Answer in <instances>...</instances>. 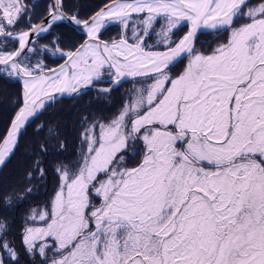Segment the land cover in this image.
<instances>
[{"label":"snow or ice","instance_id":"obj_1","mask_svg":"<svg viewBox=\"0 0 264 264\" xmlns=\"http://www.w3.org/2000/svg\"><path fill=\"white\" fill-rule=\"evenodd\" d=\"M61 9L55 0L47 23L32 25L23 0H0V74L21 82L23 97L0 165L56 94L132 87L106 122L84 117L78 158L55 168L50 211L28 217L42 223L24 229L26 252L42 264H264V0H111L87 20ZM23 16L30 29L10 31ZM58 22L87 39L57 45L67 59L46 71L29 37ZM113 24L119 39L101 40ZM200 35L221 42L201 50ZM9 40L18 47L5 51ZM130 148L141 155L134 167ZM7 227L0 221V248L16 261Z\"/></svg>","mask_w":264,"mask_h":264},{"label":"trees","instance_id":"obj_2","mask_svg":"<svg viewBox=\"0 0 264 264\" xmlns=\"http://www.w3.org/2000/svg\"><path fill=\"white\" fill-rule=\"evenodd\" d=\"M109 1L111 0H62V9L67 14L77 15L79 19H87ZM259 2L260 0L249 1L250 5ZM23 3L32 11L31 23H36L48 13L52 0H27ZM29 25L28 16H23L20 22L9 30L22 31ZM185 31L186 28L178 32L174 39ZM119 35V26L113 24L105 28L100 37L109 40L110 37L119 38ZM84 38L85 35L70 23L58 22L49 32L37 36L31 43V46L38 49L32 62L35 63L38 58L44 61L47 67L57 65L65 58L60 53L53 54L57 45L64 52L72 51ZM204 41L207 42L201 43ZM219 42L221 41L215 40L212 36L200 35L197 47L210 50ZM148 43L153 41L150 40ZM17 45L18 42L9 40L7 47L3 50H14ZM41 46H47V50ZM131 87L130 83H122L107 95L60 98L51 103L42 111L38 119L21 132L14 152L0 168V221L7 223L5 236L19 257L18 260L13 261L0 248L4 264H42L38 254L30 256L21 244L24 229L28 223L32 224L27 217L33 210H47L49 207L52 193L58 186L55 168L78 158L81 132L87 126L84 117H88V123L96 117L105 118L106 122L107 119L118 114L127 98L126 90ZM20 103L21 83L0 74V140L6 133ZM40 124L43 127L37 130V125ZM42 145L45 151H41ZM37 160L40 161V167L44 170L43 176L36 167ZM29 172L32 173L31 177L28 176ZM29 188L32 189L30 193L26 191ZM8 193L13 194L11 205L5 204L3 199Z\"/></svg>","mask_w":264,"mask_h":264},{"label":"water","instance_id":"obj_3","mask_svg":"<svg viewBox=\"0 0 264 264\" xmlns=\"http://www.w3.org/2000/svg\"><path fill=\"white\" fill-rule=\"evenodd\" d=\"M249 1H251V0H249ZM55 3V0H52V5ZM111 3V1H109V2H107L106 4H104L103 6H101L97 11H95L89 18H91L92 16H94L95 15V13L96 12H98V11H100L102 8H104L105 7V5H108V4H110ZM66 15H68V16H71L70 14H67L63 9H61ZM48 14V13H47ZM45 15L44 17H42L39 21H37L36 23H33L32 25H41V24H46L47 23V20L49 19V17H48V15ZM89 18H87V19H89ZM87 19H80V20H87ZM69 23V22H68ZM71 25H73L74 27H76L77 29H79L83 34H84V31H83V29H82V26H80V27H78V26H76V25H74V24H72V23H70ZM107 27V26H106ZM30 29V27L29 28H27V29H25V30H29ZM104 29H102V31H103ZM186 31H187V29H186ZM41 34H43V33H41ZM41 34H39V35H41ZM39 35H36V34H33V35H31L30 37H29V41H30V45H31V43L34 41V39L37 37V36H39ZM85 35V34H84ZM183 35V34H182ZM181 35V36H182ZM87 39V37H86V35H85V38L82 40V42L80 43V44H82L85 40ZM101 39V38H100ZM101 40H103V39H101ZM103 41H106V40H103ZM80 44H78V46L80 45ZM77 46V47H78ZM17 47H18V45H17ZM16 47V48H17ZM75 50V49H74ZM73 51V50H72ZM67 59V57H65L60 63H58L57 65H54V66H50V67H48V68H46V71H47V69H56V68H58L61 64H63L64 63V61ZM21 83V82H20ZM121 85V84H120ZM109 85L108 84H104V85H98V86H95V87H92V86H89L88 88H86V89H83L82 90V92H81V94L80 95H72V96H68V95H63V96H60L59 94H56L57 95V99L56 100H58V99H60V98H67V97H74V96H81V95H97V94H102V93H100V92H98L96 89L97 88H100V87H108ZM116 88V87H115ZM114 89V88H113ZM55 100V101H56ZM54 101V102H55ZM23 105V97H22V83H21V103H20V105H19V107L17 108V110L15 111V113L19 110V108L21 107ZM15 113H14V115L12 116V118H11V121H10V123H9V126H8V128H7V130H6V133L4 134V136L2 137V139L0 140V141H2L3 140V138L7 135V132L9 131V129H10V126H11V122H12V120H13V118H14V116H15ZM23 131V130H22ZM21 131V132H22ZM21 134V133H20ZM20 137V136H19ZM9 158V157H8ZM8 158H6V160H5V162L7 161V159ZM2 167V165H0V168Z\"/></svg>","mask_w":264,"mask_h":264},{"label":"rangeland","instance_id":"obj_4","mask_svg":"<svg viewBox=\"0 0 264 264\" xmlns=\"http://www.w3.org/2000/svg\"><path fill=\"white\" fill-rule=\"evenodd\" d=\"M24 2H27V0H23ZM254 4H257V3H254ZM253 3L251 4V5H254ZM18 32H20V31H17V33ZM43 34H45V33H43ZM226 35V34H225ZM31 46V45H30ZM201 50H204V49H201ZM142 151V150H141ZM128 155V153L126 154V156ZM140 159H141V155H136L135 156V158H132L130 161H129V164H130V167H134V166H136V164H138L139 163V161H140ZM126 160H127V157H126ZM58 187V186H57ZM57 189V188H56ZM55 189V190H56ZM54 193H55V191L52 193L53 194V196H54ZM52 199V198H51ZM51 201V200H50ZM97 203H98V201H97ZM42 211H50V204H49V207L47 208V210L46 209H41V210H39V211H36L38 214L40 213V212H42ZM29 216H31V214L29 215ZM28 218V217H27ZM32 222V221H31ZM41 223L42 222H40V221H36L35 223L34 222H32V224H30V223H28V225H27V227L28 226H40L41 225ZM21 244H23V238H22V242H21ZM38 244H39V242H38ZM38 244H37V246H38ZM24 245V244H23ZM24 247H25V245H24ZM49 254L51 255L52 253L51 252H49ZM0 256H1V254H0ZM31 256V255H30ZM34 260V259H33Z\"/></svg>","mask_w":264,"mask_h":264},{"label":"flooded vegetation","instance_id":"obj_5","mask_svg":"<svg viewBox=\"0 0 264 264\" xmlns=\"http://www.w3.org/2000/svg\"><path fill=\"white\" fill-rule=\"evenodd\" d=\"M29 26H30V25H29ZM80 32H81V31H80ZM100 38H101V37H100ZM101 39H103V38H101ZM112 39H117V38L110 37L109 40H106L105 38H104L103 40L111 41ZM43 63L45 64L44 61H43ZM45 65H46V64H45ZM49 67H50V66H49ZM47 68H48V67H47ZM98 85H104V84H98ZM98 85H96V86H98ZM97 95H99V94H97ZM81 96H96V95H81ZM126 157H127V160L125 161V164H126V166L130 167L129 161L132 159V157H131V148H130L129 153H128V155H127Z\"/></svg>","mask_w":264,"mask_h":264}]
</instances>
